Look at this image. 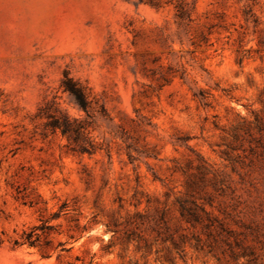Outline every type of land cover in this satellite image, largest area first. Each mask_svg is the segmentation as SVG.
I'll return each mask as SVG.
<instances>
[{"label": "rangeland", "instance_id": "374dc122", "mask_svg": "<svg viewBox=\"0 0 264 264\" xmlns=\"http://www.w3.org/2000/svg\"><path fill=\"white\" fill-rule=\"evenodd\" d=\"M0 264H264V0H0Z\"/></svg>", "mask_w": 264, "mask_h": 264}, {"label": "trees", "instance_id": "16d2710c", "mask_svg": "<svg viewBox=\"0 0 264 264\" xmlns=\"http://www.w3.org/2000/svg\"><path fill=\"white\" fill-rule=\"evenodd\" d=\"M61 85H62L63 91H67L79 107L83 109L86 108V102H87L86 95L82 87H80L76 81L72 80V78L64 74V77L61 81ZM52 126L55 128H59L60 132L63 135H67L70 131L76 130L75 128L72 127L70 120L65 115H62L61 119L56 118V117L53 118ZM35 230L36 228H33L29 233H27L28 237H30L33 234L36 235V232H34ZM26 241H28L29 244L32 243L29 240H26Z\"/></svg>", "mask_w": 264, "mask_h": 264}]
</instances>
